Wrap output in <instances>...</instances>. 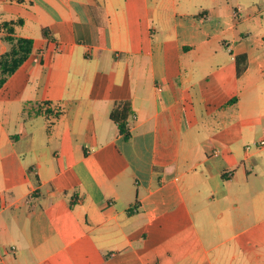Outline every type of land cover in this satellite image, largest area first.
Returning a JSON list of instances; mask_svg holds the SVG:
<instances>
[{"label": "crops", "instance_id": "obj_1", "mask_svg": "<svg viewBox=\"0 0 264 264\" xmlns=\"http://www.w3.org/2000/svg\"><path fill=\"white\" fill-rule=\"evenodd\" d=\"M19 19L33 48L0 88L2 264H264V226L258 249L223 246L264 223V191L220 221L203 201L235 199L219 181L264 139V0H0V55Z\"/></svg>", "mask_w": 264, "mask_h": 264}, {"label": "rangeland", "instance_id": "obj_2", "mask_svg": "<svg viewBox=\"0 0 264 264\" xmlns=\"http://www.w3.org/2000/svg\"><path fill=\"white\" fill-rule=\"evenodd\" d=\"M250 38L256 39L258 38V35L256 33H253ZM262 137V135H259L258 138ZM264 137V135H263ZM262 139V138H261ZM260 139V140H261ZM259 141V140H257ZM253 138H244L242 141V147H246L247 145L251 146V149L249 150L250 153H252V156L245 162V164H239L238 167L235 168L233 171V178L232 180H224L223 183L219 181V188L218 190L226 189V194L230 196L235 197V199L227 198L224 202L220 203L217 201V199H210V196L212 194H207L210 191H205L204 193V199L203 201L207 205V208L211 211L212 218L215 221H220L219 218H216V215L222 212L221 220H225L228 218V216H236L237 211H243L244 213L248 214L252 210V203L251 200L255 197L256 193L260 190L264 191V148H259L253 146ZM199 154H201L204 157V153L201 149L197 150ZM226 154V151H222L221 155ZM215 187H213L214 189ZM261 216H264V213H260ZM249 216V215H248ZM217 223V222H215ZM252 223V219L248 222V225ZM253 225V224H252ZM264 226V223H255L252 227L246 228L247 226H244V229L240 235H237L236 237H230L223 246H234L237 244V246L240 247L241 252H246L251 249H258L260 248L262 243L254 242L251 245H248L247 236L250 234L252 230H256L258 233H261L262 228ZM238 229H236L235 232H237ZM223 234V233H222ZM221 234V235H222ZM227 233L222 236L224 238ZM220 235V236H221ZM219 238V239H218ZM216 238V240H221L220 237ZM244 248V249H243ZM241 255V253H239ZM241 264H246V262H243Z\"/></svg>", "mask_w": 264, "mask_h": 264}, {"label": "trees", "instance_id": "obj_3", "mask_svg": "<svg viewBox=\"0 0 264 264\" xmlns=\"http://www.w3.org/2000/svg\"><path fill=\"white\" fill-rule=\"evenodd\" d=\"M22 20L4 22L1 28L4 32L3 39L11 46L9 50L0 55V88L6 79L13 74L28 58L33 48V40L31 38L16 37L13 35L14 26L21 25ZM43 33L47 35V29H43ZM132 115L131 104L127 101H118L115 103L110 119L117 125L119 132L127 140L130 137L128 130V120ZM223 178L225 175H222Z\"/></svg>", "mask_w": 264, "mask_h": 264}, {"label": "built area", "instance_id": "obj_4", "mask_svg": "<svg viewBox=\"0 0 264 264\" xmlns=\"http://www.w3.org/2000/svg\"><path fill=\"white\" fill-rule=\"evenodd\" d=\"M252 145L255 146V147H259V148H260V147H263V146H264V139H261V140H259V141H257V142H254ZM250 148H251V146L248 145V146H247V149H250ZM218 154H219L218 151H214V152H212L211 155L218 156ZM4 207H5L4 204H0V210H2ZM0 264H2V259H1V257H0Z\"/></svg>", "mask_w": 264, "mask_h": 264}]
</instances>
